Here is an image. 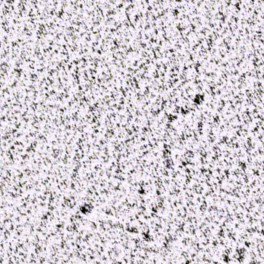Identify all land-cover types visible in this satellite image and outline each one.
<instances>
[{
  "label": "snow or ice",
  "instance_id": "6c2138e0",
  "mask_svg": "<svg viewBox=\"0 0 264 264\" xmlns=\"http://www.w3.org/2000/svg\"><path fill=\"white\" fill-rule=\"evenodd\" d=\"M0 264H264V0H0Z\"/></svg>",
  "mask_w": 264,
  "mask_h": 264
}]
</instances>
